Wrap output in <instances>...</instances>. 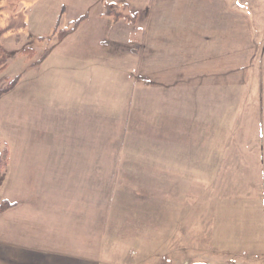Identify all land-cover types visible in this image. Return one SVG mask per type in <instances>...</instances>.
Wrapping results in <instances>:
<instances>
[{
    "label": "rangeland",
    "instance_id": "1",
    "mask_svg": "<svg viewBox=\"0 0 264 264\" xmlns=\"http://www.w3.org/2000/svg\"><path fill=\"white\" fill-rule=\"evenodd\" d=\"M209 2L225 7L226 21L242 25L243 59L248 61L242 62L240 76L236 72L235 78L232 73L204 83L206 111L201 100L194 111L186 110V85L179 84L177 110L170 113L160 111L166 96L159 99L155 90L156 82L164 80L154 81L153 48L143 62L125 57L127 23L99 15L118 3L0 0V28L14 27L0 38L8 57L0 84L19 76L15 88L0 98V151L7 146L21 171L30 163L28 175L35 178L27 192L23 183L8 181L0 189V201L17 193L41 199L43 184L37 178L45 174L52 177L59 198L63 192L75 196L82 178L87 185L83 198L97 201L92 230L100 264H264V141L257 140L264 0ZM152 5L147 10H160ZM144 10L118 11L137 13L139 25L148 21ZM80 19V26L71 30ZM23 22L26 26L16 27ZM60 29L70 30L63 39L57 38ZM135 36L141 40L143 33ZM109 40L114 45L106 49ZM23 48L38 53L26 59L19 54ZM44 52L49 57L42 62ZM118 53L125 55L112 63L118 71L94 66L98 58L104 62ZM103 62L97 63L104 67ZM166 99L168 103L170 96ZM172 123L177 124L176 134ZM71 147L88 151V171L80 170L88 165H83V156L69 154ZM6 168H0V184ZM36 211L45 213L46 220V212ZM59 221L55 218L49 226ZM17 240L9 221L0 217L3 250L8 252L9 242Z\"/></svg>",
    "mask_w": 264,
    "mask_h": 264
},
{
    "label": "crops",
    "instance_id": "2",
    "mask_svg": "<svg viewBox=\"0 0 264 264\" xmlns=\"http://www.w3.org/2000/svg\"><path fill=\"white\" fill-rule=\"evenodd\" d=\"M103 1L107 4H109L108 2L118 3L115 8L116 11L128 10L133 7L145 9V19L147 17L148 21L146 24L136 25V22L132 24L123 20L128 25L126 27L128 31L125 47L129 45V55L125 56L119 53L112 55L110 59H104V67L98 65V63L103 62L98 58L95 60L94 66L108 71V73H113L118 70L117 67L112 66V63L120 62L123 56H131L132 59L141 57L143 62L145 57L151 54L149 48L152 47L154 81L164 80L163 82H156L155 90L159 99H162V95L166 98L167 95L170 96L168 103L166 98L161 101L163 103L160 111L168 109L170 113H175L177 110L174 98L176 97V87L183 82L186 85V110L194 111V106L198 105L201 100V110L206 111L208 95L204 90V83L209 85L210 78H225L226 75H232V73V77L235 78L236 72L240 76L242 62L248 61V59H243L246 54H243L242 25L226 21L225 7L212 6L209 0ZM151 3L153 4L152 7L159 5L160 10H147ZM105 12L106 10L99 15H107ZM108 16L113 18L111 15ZM114 21L121 20L114 19ZM122 29L124 28L115 31L113 38H118L119 34L124 31ZM135 33H143L141 40L135 36ZM121 37L123 36L121 35ZM128 39H131V43ZM112 40L114 43L115 39ZM123 40L125 41V39ZM109 44L106 49L114 45L111 46V40H109ZM37 53L36 51L35 56ZM123 53L125 52L123 51ZM48 57L49 53L42 62ZM195 80H197V84H200L198 87L195 86ZM198 80L201 81L198 82ZM262 84L261 129L257 135V140L261 142L264 141V75ZM93 108V116L96 120V104ZM91 116L92 111L89 117ZM175 116L177 118V114L174 115L173 121L176 120ZM171 127L176 134L177 124L172 123ZM172 128L171 132H173ZM71 148L69 154L83 156L85 159L83 165H88L87 169L82 167L80 170L88 171L89 166L92 167V159L89 162L87 158L89 156L88 151ZM91 155L96 167L97 153L94 151L91 152ZM53 165V168H56L55 162ZM30 166L31 164L26 162L25 172L21 171L17 157L13 158L9 154L5 177L0 184L1 191L4 190L8 181L14 186H17L16 182L23 183L26 192L32 190L33 188L28 183L33 182L35 178L34 174L28 175ZM45 175L43 178H37L43 184L39 190L41 199L21 198L19 193L11 198L7 195L1 198L0 203L6 200L9 205L3 212H0V217L5 216L9 221L10 229L19 235V240L15 243L9 242L12 248L8 252L3 250L6 247L1 246L2 242H0V264H100L101 260H99L96 248L97 233L92 230L97 222V215L95 216V211L92 212V206H96L97 201L93 200L92 202L91 198H83V191L86 192L87 190L84 187L87 185L83 184L82 178H79L78 195H65L63 192V198H59L58 193H55L57 191L53 188L55 184L50 182L52 177ZM36 210L46 212V220H44L45 213L39 214ZM37 216H41V226L37 225ZM55 218L60 219V221L57 222L56 227L55 225L50 227L49 225L54 222ZM51 220H53L52 223H47ZM39 227L41 229H37Z\"/></svg>",
    "mask_w": 264,
    "mask_h": 264
},
{
    "label": "trees",
    "instance_id": "3",
    "mask_svg": "<svg viewBox=\"0 0 264 264\" xmlns=\"http://www.w3.org/2000/svg\"><path fill=\"white\" fill-rule=\"evenodd\" d=\"M105 13L107 15H111L115 20H124L125 22L132 23V24H134L136 22V18H137L136 13H133V14L124 13V12L116 11L115 8L106 9ZM1 17H2V13L0 10V18ZM81 20H83V19H80L77 22H75V25L73 26V28L71 30L76 29L78 27V25L81 23L80 22ZM24 26H26L25 22H23L21 25L18 24L16 27L18 28V27H24ZM13 28L14 27L11 24L6 25L5 27H1L0 28V38L3 34L12 30ZM68 31H70V30H65V29L58 30L56 32L57 38L63 39V37L66 35V33ZM19 54H20V56L26 57V59H32L36 54V50L34 48H23L19 51ZM46 55H47L46 52H44L41 55V58L44 59L46 57ZM7 66H8L7 52L0 42V73L4 72L7 68ZM18 81H19V76H16L14 78H5V83L3 85L0 84V98L4 94L11 92L15 88V86L17 85ZM8 162H9V152H8L7 146H5L0 151V168L5 169V167H7V165H8ZM8 205H9L8 201L3 200L0 203V212H3Z\"/></svg>",
    "mask_w": 264,
    "mask_h": 264
},
{
    "label": "water",
    "instance_id": "4",
    "mask_svg": "<svg viewBox=\"0 0 264 264\" xmlns=\"http://www.w3.org/2000/svg\"><path fill=\"white\" fill-rule=\"evenodd\" d=\"M207 264H211V263H207Z\"/></svg>",
    "mask_w": 264,
    "mask_h": 264
}]
</instances>
